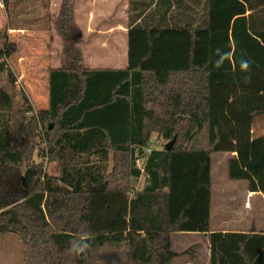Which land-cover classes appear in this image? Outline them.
Segmentation results:
<instances>
[{"label": "trees", "instance_id": "1", "mask_svg": "<svg viewBox=\"0 0 264 264\" xmlns=\"http://www.w3.org/2000/svg\"><path fill=\"white\" fill-rule=\"evenodd\" d=\"M77 2L62 0L53 19L49 0H3L22 16L10 30L51 26L62 45L48 109L17 108L10 81L0 84V235H19L25 264L196 259L200 246L174 250L178 233L208 236V264H264L263 233L211 229L214 155L236 153L230 180L264 193V0H129L120 69L85 65ZM7 37L0 30V80L18 51ZM153 134L165 143L147 154ZM43 141L57 175L33 162ZM21 167L22 203L6 209L18 198L4 192L6 176ZM82 235L89 248L75 255Z\"/></svg>", "mask_w": 264, "mask_h": 264}, {"label": "rangeland", "instance_id": "2", "mask_svg": "<svg viewBox=\"0 0 264 264\" xmlns=\"http://www.w3.org/2000/svg\"><path fill=\"white\" fill-rule=\"evenodd\" d=\"M62 0H49L53 19L56 18ZM121 0H96L91 1L90 6L97 12L93 22L85 16L86 5L82 0H78L76 7L77 19L80 25V34L83 36L84 43L82 50L85 58V65L91 69H120L128 66V57L122 55L123 48L126 47L121 31L117 30L114 33H102L101 30H108L111 26L118 27L119 24L127 25L128 10L122 3H117ZM88 2V0H87ZM89 3V2H88ZM109 6L111 8L112 17L105 18L102 12L103 9ZM115 8V9H114ZM125 14H121V10ZM118 10V12H117ZM43 6L39 8L40 17L43 16ZM117 13V14H116ZM102 15V16H98ZM108 21V24L103 22ZM102 22V23H101ZM22 25V16H9L3 0H0V30L7 29V42L17 45V53L6 59L7 67L10 72L6 78L0 80V84H4L7 80L13 87L16 94V107L23 110H46L49 108V79L48 74L51 67L58 66L61 58L62 40L58 34L51 28V26H40L44 29L29 30L22 27L19 30H10V27L15 25ZM125 38V37H124ZM128 42V36H126ZM108 42L113 48L107 50L102 47L103 42ZM129 51V48H126ZM2 63V60H0ZM54 126V125H53ZM164 140L159 138L157 134H153L150 146L145 150L147 154L153 149H160L164 145ZM41 148L35 153L33 162L36 164L45 165V170L52 175H57L58 165L51 160L50 147L45 141L42 142ZM139 165L142 167L145 158H140ZM114 162L110 160V167L112 169ZM25 168L11 172L6 176L4 182V192L8 194L18 195V198L11 196L8 199L9 207H15L22 203L23 188L26 182L23 180ZM259 173H264V163L259 167ZM224 175V174H223ZM225 176V175H224ZM217 187L222 186L221 175L217 174ZM45 179H43V182ZM226 181L225 187L229 190L234 186ZM144 179H141L137 186L142 188L144 186ZM242 197L239 198V201ZM251 217H258L264 222V208L257 198H254L250 203ZM1 210L0 212L4 211ZM204 236L200 233H178L173 236V248L175 251L182 253L185 250L192 248L194 245L201 244L200 238ZM208 241V239H206ZM23 245L19 235L13 233H5L0 235V264H25L23 260ZM208 255V256H207ZM209 257V253H199L197 261H194L189 255L179 257L174 260L173 264H202L204 259Z\"/></svg>", "mask_w": 264, "mask_h": 264}, {"label": "crops", "instance_id": "3", "mask_svg": "<svg viewBox=\"0 0 264 264\" xmlns=\"http://www.w3.org/2000/svg\"><path fill=\"white\" fill-rule=\"evenodd\" d=\"M91 1H96V0H88L89 3L87 2V0H82L83 3L87 4L86 9H85V12H86L85 16L89 17L92 23L94 20V17L97 16V12L94 11L93 8L90 6ZM117 3H122L125 7V10H128L129 0H121V1H118ZM111 11H112L111 8H109V6H106V8L102 10V12L105 13V15L103 16L105 18L107 17L111 18L112 17ZM120 12L122 15L125 14V11L123 9ZM98 16L100 17L102 15L98 14ZM103 24H108V21L106 20L105 22H103ZM128 27H129V15H128V23L126 26L123 24H119V26L117 27L115 24V26H111L110 28H108V30H101L102 33H108V32L114 33L117 30L121 31V37H123V40L125 39L124 42L126 45V47L123 48L122 55H125L127 57H128V52L126 51V48L128 47V42L126 40V36H128V30H129ZM102 47L106 48L107 50H111L113 48L106 41L102 43ZM48 79H49V74H48ZM236 158H237V154L233 152L219 153L213 156L212 174L214 177V182L212 185L213 197H212V208H211L212 232L214 233H217V232H221V233L259 232V233L264 234V222L259 220L258 217H251L250 215L251 208H249V205L250 203H252L254 198H257V200H259L262 207L264 208V193L251 192L247 183L230 180L229 162ZM217 174L221 175V180H222L221 181L222 186L219 188L217 187V183H218V180L216 179ZM225 180H227V182L230 184H234V186L230 187L233 189L229 190L228 188L225 187V184H226ZM240 197H242V199L239 201ZM218 207L222 208V210L226 212L224 217H221L216 213V208ZM202 235L204 237L199 239V241H201V244L194 245L193 247L200 246V248L196 249L195 253H209V257H207L206 260L204 259V261L202 262V264H208L210 260V253H211L210 245L211 244H210V240L208 236L205 234H202ZM206 239H208V241H206ZM188 250H185L182 253H185ZM198 257H199V254H198ZM198 257L194 259V261H197Z\"/></svg>", "mask_w": 264, "mask_h": 264}, {"label": "clouds", "instance_id": "4", "mask_svg": "<svg viewBox=\"0 0 264 264\" xmlns=\"http://www.w3.org/2000/svg\"><path fill=\"white\" fill-rule=\"evenodd\" d=\"M227 55L228 54H224L220 57V60L217 61V67L221 66L223 60L227 58ZM248 66L249 65L247 61H242V68L247 69ZM86 240L87 236L82 235L78 239H74L73 241H71L70 251L75 255H80L84 253L89 248V244L86 242Z\"/></svg>", "mask_w": 264, "mask_h": 264}, {"label": "water", "instance_id": "5", "mask_svg": "<svg viewBox=\"0 0 264 264\" xmlns=\"http://www.w3.org/2000/svg\"><path fill=\"white\" fill-rule=\"evenodd\" d=\"M175 140H176V139H174L173 141H171L170 143L167 144L166 149H167L168 151H171V150H172V148H173V146H174V143H175ZM135 182H136V180L134 181V183H135Z\"/></svg>", "mask_w": 264, "mask_h": 264}, {"label": "bare ground", "instance_id": "6", "mask_svg": "<svg viewBox=\"0 0 264 264\" xmlns=\"http://www.w3.org/2000/svg\"><path fill=\"white\" fill-rule=\"evenodd\" d=\"M216 213H217L219 216L224 217V215H225L226 212H224V211L222 210V208L218 207V208H216Z\"/></svg>", "mask_w": 264, "mask_h": 264}, {"label": "built area", "instance_id": "7", "mask_svg": "<svg viewBox=\"0 0 264 264\" xmlns=\"http://www.w3.org/2000/svg\"><path fill=\"white\" fill-rule=\"evenodd\" d=\"M150 152V151H149Z\"/></svg>", "mask_w": 264, "mask_h": 264}]
</instances>
